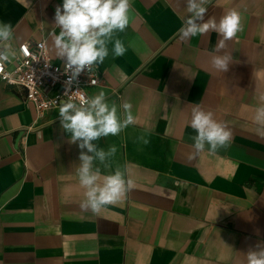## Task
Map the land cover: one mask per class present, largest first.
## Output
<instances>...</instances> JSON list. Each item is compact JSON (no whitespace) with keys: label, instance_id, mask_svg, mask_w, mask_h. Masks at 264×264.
<instances>
[{"label":"crops","instance_id":"crops-1","mask_svg":"<svg viewBox=\"0 0 264 264\" xmlns=\"http://www.w3.org/2000/svg\"><path fill=\"white\" fill-rule=\"evenodd\" d=\"M62 2L0 0L14 51L39 30L51 59L64 63L53 44ZM130 3L129 25L94 66L100 81L89 93L104 91L121 120L124 102L132 105L133 124L93 141L117 149L93 161L98 182L120 168L131 184L98 215L80 207V149L59 106L38 118L23 90L0 78V264H247V252L264 247V137L252 120L264 103V0H212L205 20L236 10L243 25L219 52L215 31L180 39L185 0ZM116 39L123 56L113 57ZM225 52L232 62L218 72L211 58ZM196 106L231 129L230 147L209 154L206 145L190 158Z\"/></svg>","mask_w":264,"mask_h":264},{"label":"clouds","instance_id":"clouds-1","mask_svg":"<svg viewBox=\"0 0 264 264\" xmlns=\"http://www.w3.org/2000/svg\"><path fill=\"white\" fill-rule=\"evenodd\" d=\"M211 3L212 0H185L186 15L181 18L183 25L178 35L181 40H189L215 31L220 36L216 45L219 52L226 48L227 41L243 31L242 18L239 12L230 10L218 21L214 17L205 20ZM131 11L130 0H63L62 5L56 6L54 23L60 32L54 35L53 44L56 55L64 61L65 74H70L69 82L82 72L103 63L108 56V44L112 42L114 33L123 32L128 27ZM13 36L12 25L0 22V61L11 62L15 58L11 43ZM5 42L7 47L4 46ZM126 51L122 41L116 39L113 43V57L123 56ZM231 62V54L226 52L211 58L212 67L218 72H227ZM122 107L124 118L121 120L116 106L109 105L104 91L79 104L62 101L59 106L61 128L70 134L69 142L77 144L80 149L77 175L79 185L84 189L80 207L93 214L98 215L106 205L118 203L125 197L131 184L126 179V172L120 168L103 176L102 182H98L100 169L93 170L94 160L104 163L117 151L115 146L107 151L97 148L93 141L109 135L116 136L135 122L131 103L126 101ZM252 120L256 125V134L264 137V103L255 108ZM190 127L196 133L191 137L194 151L190 158L205 151L206 145L209 154H215L221 148L230 147L232 143L231 129L214 119L211 111H204L199 106L191 110ZM144 143L148 141L145 139ZM246 258L247 264H264V247L249 250Z\"/></svg>","mask_w":264,"mask_h":264},{"label":"built area","instance_id":"built-area-1","mask_svg":"<svg viewBox=\"0 0 264 264\" xmlns=\"http://www.w3.org/2000/svg\"><path fill=\"white\" fill-rule=\"evenodd\" d=\"M12 61L15 65L11 70L5 66L8 61H0V78L23 90L24 105H33L38 118L44 111L60 106L62 101L79 104L91 98L89 90L99 85L100 77L94 66L69 82L70 74H65L64 63L58 65L51 59L44 35L39 30L17 46ZM56 87L58 92L49 95L48 90Z\"/></svg>","mask_w":264,"mask_h":264}]
</instances>
